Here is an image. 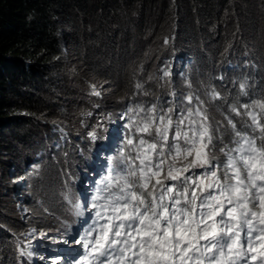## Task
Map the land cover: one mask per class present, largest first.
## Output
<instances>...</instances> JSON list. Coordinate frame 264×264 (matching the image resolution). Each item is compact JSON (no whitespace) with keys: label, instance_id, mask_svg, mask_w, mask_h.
Wrapping results in <instances>:
<instances>
[{"label":"trees","instance_id":"obj_1","mask_svg":"<svg viewBox=\"0 0 264 264\" xmlns=\"http://www.w3.org/2000/svg\"><path fill=\"white\" fill-rule=\"evenodd\" d=\"M181 63L188 73L174 76ZM73 77L85 84L86 92L75 88L81 97L105 90L111 99L102 104L115 111L166 102L190 83L203 94L218 153L233 131L226 118L240 116L233 108L247 113L244 105L264 102V0H0V222H10L9 176L24 178L16 189L32 186L38 225L51 226L64 211L62 179L75 173L74 149L83 141L60 151L39 147L64 115L71 116L69 134L78 116L87 121L65 107L75 95ZM93 83L97 91L88 90ZM32 161L41 163L29 174ZM20 256L0 230V264H21Z\"/></svg>","mask_w":264,"mask_h":264},{"label":"snow or ice","instance_id":"obj_2","mask_svg":"<svg viewBox=\"0 0 264 264\" xmlns=\"http://www.w3.org/2000/svg\"><path fill=\"white\" fill-rule=\"evenodd\" d=\"M218 96L213 93V99ZM186 99L192 104V97ZM199 103L176 121L172 109L157 115L150 108L136 130L151 140L143 135L138 144L128 140L135 157H127L122 172L101 182L107 195L98 192L91 206L97 221L106 223L83 245L92 244V254L105 257L100 264H249L258 257L264 264V144L236 131L229 120L237 147L226 153L221 178L220 166L211 164L213 131ZM256 107L264 112V102ZM247 115L264 133L257 114ZM193 168L207 170L185 175Z\"/></svg>","mask_w":264,"mask_h":264},{"label":"rangeland","instance_id":"obj_3","mask_svg":"<svg viewBox=\"0 0 264 264\" xmlns=\"http://www.w3.org/2000/svg\"><path fill=\"white\" fill-rule=\"evenodd\" d=\"M205 48V46H204ZM205 51V55H206V50ZM72 70V74H75L78 72L77 69L72 66L71 67ZM78 74V73H77ZM91 82V81H90ZM83 83V84H82ZM88 83V82H87ZM98 82H95V84ZM93 83L92 85L88 86V90H92V91H97L96 86ZM69 87L73 88V91H75V95L73 96V98L71 99L72 101H67L70 100V97L65 98V104H66V109L67 111H69V108H71L73 111L77 112H83V113H88L89 112V118L90 115H94L95 118H99L101 119L102 115V111L99 109H90V107H92L97 101H101L99 102V105L101 106H105L102 104L103 99L107 98V99H111V96L109 95V93L105 92V90H103L104 94L101 95V93H99V95H97V93L95 92V94L93 96H87L86 94H84L83 97H81L82 95L79 94V90L75 89L76 87H79L80 89H84V91L86 92V88H85V84L84 82H80L78 77L75 78H71L70 80V84L68 85ZM76 94H79L76 96ZM76 96V100H73L74 97ZM81 97V98H80ZM103 98V99H102ZM200 105V104H199ZM132 117L134 121H136V123H140L141 118H145L146 116L144 114L142 115H136V113L132 110V109H127V116H123V115H118V122L120 124L121 127V132L119 134L118 137V144L117 147L111 149L112 151H107L106 154V159H105V165L102 166L101 164L98 165V168L100 170H102L103 173H101V177L100 179L96 180L95 178L97 177L95 174H92V172H88V173H84L83 176H86V184H90L89 188H95V192H99V188L101 186H103L104 184L101 183L102 181H105L106 178L109 176V174L111 173V175L115 176L117 173L122 172L126 167V158L131 156V157H135L136 153L135 151H133V145H131L128 149L126 148L127 145V141H124L123 143L120 142V140L122 139V131L124 130L125 127H127V122L125 119L128 120V122H131L130 119L128 118ZM71 116L70 115H66V117L63 119V121H67L68 119H70ZM131 124V123H129ZM90 128H92V125L88 127L87 130H89ZM62 135V132L60 130H58V127L56 126V124H51L48 126V130L46 133H43V137L48 139V137L54 138L56 136H60ZM108 136V135H107ZM146 138H148L149 140H151V137H148L145 134ZM107 139V137H106ZM49 140V139H48ZM45 141V139H44ZM138 140H135L134 144H138ZM125 144V146L123 145ZM53 145L52 141H48V142H44L40 144V151L45 152L46 150H48L51 146ZM97 151V148L94 149L93 151H86L88 160H90L92 157H94L95 153ZM85 154V155H86ZM138 163V161H137ZM99 178V177H97ZM10 183L9 185L11 187L14 188L15 183L21 182L24 180V178L19 177V178H13L10 177ZM95 180V181H94ZM16 181V182H15ZM105 186V185H104ZM3 190H5V188H2ZM9 189V188H8ZM21 189H13L12 191V197L10 198L9 196L5 197V200L8 202V209L6 208L4 213L5 216L4 218H7L10 222L13 223L15 217H17L19 219L20 223H23L25 226L27 222V220L31 221L32 219H35L33 213H32V206H35L33 204V202L28 201V196H23L21 198L18 197V193H20ZM5 193V192H4ZM3 192H1V195H4ZM60 194L62 195V198L65 202V206L64 207V214L59 216L58 222L59 223V230H52V231H44L42 228L39 227H32L30 229V231L27 233L28 234V244L30 249L28 250V253H32L34 254V261H36L39 264H51V262L48 260V258H44L42 255H52L50 253H48V251H57L59 249V245L61 243V241L64 239V235H66V230L64 229V222L69 221L71 216H72V207H73V203L76 200L77 196H78V192H77V187L75 186L74 182L67 180L63 189L61 190ZM32 199V198H31ZM33 201V199H32ZM6 223H8L7 221H5ZM10 222L8 223L10 226ZM2 225H5L4 220H2L0 222V227H2ZM14 225V224H12ZM12 228L16 229V225L11 226ZM66 237V236H65ZM18 237L16 236L15 239H17ZM30 241V242H29ZM64 242V241H63ZM63 248V252H59L56 253L54 255L57 254H62L64 255L65 253H70V254H74L75 256L80 255L83 250L79 247L78 242L74 244V242L69 241L68 245H67V250L64 251V246ZM33 259V258H31ZM51 259V258H49Z\"/></svg>","mask_w":264,"mask_h":264},{"label":"clouds","instance_id":"obj_4","mask_svg":"<svg viewBox=\"0 0 264 264\" xmlns=\"http://www.w3.org/2000/svg\"><path fill=\"white\" fill-rule=\"evenodd\" d=\"M104 107L112 108V107L107 106V105L101 106L99 104H94L92 107H90L89 111L91 109H99V110L102 111L103 109H105ZM81 113H82V115H84V117H87L86 118L87 121L85 122V119H80L81 117L78 116V119H79L80 123L77 124V127L75 129L71 130L73 132L72 134H69V130L67 129L68 127L66 126V124L68 122H71V121H69V120L63 121L62 120L63 125L61 124V122L56 124V126L58 127V130H60L62 132V135L56 136L54 138L48 137L49 141L53 142V145H54L53 150H55V151H60V149L66 148L69 145L73 146V139H81L83 141V143L80 142V143L77 144V149H74V146H73V149L76 151V158H77V161H78V164L76 166L77 168L78 167H84V166L87 167L88 166L87 164H82V165L80 164V162L85 161L88 158L87 154H86V151H89L87 149V146H86L87 145L86 143L89 141L87 134L92 128H90L89 130H87V129H88L89 126H91V125L93 126V124H95V122H97V119H98V118H95L94 115L93 116L90 115V117H92V118H89V112L88 113L81 112ZM64 118H65V115H64ZM80 127H82V130H79ZM55 161H58V158H56ZM40 163L41 162H38V161L28 162L26 164L25 170H27L29 168H38ZM97 167H98V165H94L93 167H91V168L88 167V168H89V170H91L93 168L96 169ZM14 172H16V171H13V173ZM27 173L34 174L35 172H33L32 170H27ZM67 180H69V178ZM21 182L24 183V181H21ZM21 182L15 183L14 188L11 187L10 192L12 193L13 189L16 190L17 184H20ZM64 185H65V183L63 184V179H62V189H63ZM31 188H32V186H30L29 184L23 185V188H20L21 191H20V193H18V197L19 198H21L23 196L31 197L32 196ZM62 202H63V205L65 206V202H64L63 198H62ZM32 213L34 215V209L33 208H32ZM63 214H64V212L58 214L56 216V218L53 219L54 222H52L53 224H51V226H49V225L40 226L37 223H35L34 220L32 219L31 221L27 220L28 223H26V225L24 226L23 229H20L18 226H16L17 227L16 229H14V228L11 227V226H14V225L11 224V226H10L8 223L4 222L5 225H2V227H0V230L1 231H5L6 230L7 233L9 234V239L11 240L12 245L14 246L16 251L19 252V255H21L19 257V259H18L21 264H30L28 262V260H27V257L29 256L28 250L30 249V247H29L30 244H28V241H27V239L29 238L27 233L30 231V229L32 227L36 226V227L42 228L44 231L55 230V229H52L51 227L53 225H55L54 224L55 222H58L59 216L63 215ZM22 225H24V224L22 223ZM16 236L18 237L17 239H15ZM20 239H22V240L25 239V241L23 243H20ZM19 243H20V245L18 247L17 245ZM42 256L44 258H48L49 259L52 255H42ZM34 264H39V263H34Z\"/></svg>","mask_w":264,"mask_h":264},{"label":"bare ground","instance_id":"obj_5","mask_svg":"<svg viewBox=\"0 0 264 264\" xmlns=\"http://www.w3.org/2000/svg\"><path fill=\"white\" fill-rule=\"evenodd\" d=\"M192 106H194V107H197V106H199V104L197 103V102H194L193 104H192ZM251 109L255 112V113H258L259 112V110L260 109H257V110H255V109H253L252 107H251ZM125 115H127V112H125ZM109 135V134H108ZM115 139V138H114ZM115 141V140H114ZM110 144V143H109ZM124 146H125V144H123ZM110 151H112V150H110ZM104 164V163H103ZM103 164H101V165H103ZM96 173H100V172H96V171H94L92 174H95L96 175ZM97 177H101V175H99V176H97ZM95 178L96 180H98V179H100V178ZM95 181V180H94ZM93 190H96L95 188H93ZM92 190V191H93ZM76 209H77V211H76V214H77V212H78V214H80L81 215V211L83 210V206L81 205V202L80 201H78V204H77V207H76ZM81 210V211H80ZM80 223H81V221H80Z\"/></svg>","mask_w":264,"mask_h":264}]
</instances>
